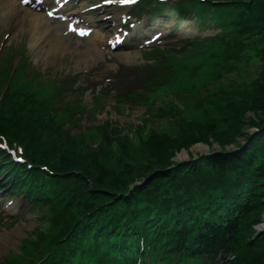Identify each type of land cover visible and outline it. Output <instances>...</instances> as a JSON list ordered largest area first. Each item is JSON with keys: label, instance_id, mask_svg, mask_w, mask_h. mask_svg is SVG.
<instances>
[{"label": "rangeland", "instance_id": "obj_1", "mask_svg": "<svg viewBox=\"0 0 264 264\" xmlns=\"http://www.w3.org/2000/svg\"><path fill=\"white\" fill-rule=\"evenodd\" d=\"M23 23H16L15 26L11 25L12 28V40L6 42L1 48L2 53L4 49L9 48L11 45H16V49L23 44L25 48L22 50L23 55H17L20 60L24 57L28 59L34 67L38 68L40 72L50 80L51 78H62L65 83H68L70 92L62 90L60 97L64 101L66 96H69L68 107L69 112H64V120L67 116L70 117L69 123H66L67 127L72 130V133L79 136L82 144L87 146L92 142V146L100 145L105 137L101 131H106L107 135L113 140L118 142L126 141L124 150L130 154L136 148L142 149L144 154L149 155L154 152L153 149L148 150L146 148L147 139L149 135L157 134L159 138H163L161 133H169L172 135L171 139H176L175 149H171L170 152H174V156L170 160L171 164L176 160L188 161L194 158H201L206 156L211 151L216 149L221 150L222 147L219 143L215 142L213 146H209L208 143L204 142L203 136L199 139L194 140L192 134H199L201 129L196 126L199 121H204V110L198 106V101L209 103L212 101L210 106L215 111L218 109L216 103H221L225 91H230L229 97L233 100H239L240 96L245 98H252V89L255 90V83L264 80V59L258 58L257 53L261 47L255 48V50L248 53V55H241L239 61L235 59H228L229 61L221 60L223 51L219 48H213L209 44H199V46L193 47V49L185 50L182 52H174L173 50L163 49V53L151 51L136 52L134 55L125 57L123 54L117 55L114 59L121 62L122 65L129 64L128 66H140L147 68L145 74H157L160 76V80L164 82L168 81L167 86L169 87L168 94L163 93L162 99L158 100L161 107L155 108V103L149 104H131L130 101H125L121 96V93L125 89H129V84L125 82L124 78H121V83L113 85H104L102 88L98 86V82L95 77H86L83 75L75 74L80 66H84L86 60L90 58H82L85 54H71L65 50L50 54L47 49L52 47V43L46 46L36 47L33 49L30 45V34L26 27L20 28ZM17 33V34H14ZM3 36V32L0 29V40ZM11 38V37H10ZM262 43H264V36L258 37ZM23 42V43H22ZM222 49V48H221ZM217 51L220 52L217 54ZM0 53V56H1ZM224 54V53H223ZM219 56L220 63L216 65H209L204 70H199L197 76L192 77V74H188L183 79L185 82L180 85V77L189 71V64L193 61L197 65L202 66L203 59L215 58ZM226 59V58H225ZM131 62V63H129ZM62 65V66H61ZM213 69H217L221 72L219 79H214L211 73ZM214 71V70H213ZM211 74V75H210ZM77 76V80L75 79ZM144 76L143 78H147ZM62 81V80H61ZM51 87V82L47 83ZM55 89L58 86L54 83ZM75 87L73 88V86ZM135 87V86H133ZM222 87V89H220ZM45 86L44 89H47ZM132 88V87H131ZM219 88V89H218ZM102 89V91L100 90ZM123 90L122 92H118ZM219 90V91H218ZM217 91L219 96H217ZM243 92H245L243 94ZM100 93H107L109 95L103 97ZM236 96L237 98H234ZM218 97V102L214 101ZM128 98V97H125ZM152 98H154L152 96ZM129 99V98H128ZM246 102V99H243ZM220 101V102H219ZM204 103V104H206ZM249 103H246V105ZM67 108V106H63ZM262 108L263 106H257ZM248 109V108H247ZM245 110V111H244ZM243 114V124L245 127L244 132L249 131L250 133L255 129L252 128L250 122L258 121V119L264 116V109L258 110H246ZM8 115L11 116L10 112ZM4 119V117H3ZM8 120L6 122H10ZM76 123V124H75ZM218 124L221 122L217 121ZM66 126H63V128ZM188 128H191V132H187ZM101 129V131H99ZM187 133L189 139H187ZM230 134V133H229ZM91 136V139L89 137ZM226 142V149H234L236 144L232 139L229 138ZM154 139V138H153ZM242 141L243 138H240ZM130 141L131 144H127ZM67 144V142H66ZM73 145V144H72ZM48 149V147L46 146ZM60 151L64 154L65 158H75L73 151L66 149V147H60ZM54 148H50L51 154H56L57 158L62 162L64 167V158L59 155V152ZM69 152V153H67ZM169 152V153H170ZM165 156V155H164ZM160 156L157 157V160ZM150 161V160H149ZM7 190V189H6ZM40 216L36 208L25 202L23 214L16 217L7 218L6 222L0 225V260L7 256L10 251L14 250L21 241L33 234L35 228L42 227ZM260 223L257 225V232L264 230V210L260 214ZM32 238V237H29Z\"/></svg>", "mask_w": 264, "mask_h": 264}, {"label": "trees", "instance_id": "obj_2", "mask_svg": "<svg viewBox=\"0 0 264 264\" xmlns=\"http://www.w3.org/2000/svg\"><path fill=\"white\" fill-rule=\"evenodd\" d=\"M251 45H253L252 42ZM257 47H261L259 55H257L258 58L264 59V45L256 46V48ZM241 51L242 50H240V52ZM238 56H236V58H238ZM253 92L254 96L252 95V98L246 99V102L242 98H239L238 101L233 100V98L230 99L229 94L225 92L222 94L225 96L221 103L219 104L215 102L216 107L218 108L216 111L210 107L212 106L210 105V102L202 105L205 119L203 122H201L202 120L198 122L196 126H199L201 131L199 134H192V138L196 140L199 139L200 136H203L204 138L202 140L208 143L209 146L212 147L213 144L217 142L222 146V151H227L229 149H226L225 141L230 135L229 138L233 140L237 147H240L239 151L244 154L238 155L239 152L236 151L235 153L221 154L218 158L227 161L238 160L240 164L251 163L250 167L253 170V176L251 177L252 179L256 178L260 182L261 180H264V116L261 114V118L258 119V121L250 122V125H252L251 127H260L262 129V131L255 136H250L248 131H243L245 127H243L244 124L242 121L245 111H242V109L253 111L264 109V91L260 90V86L258 85L255 87V90L251 92V94H253ZM10 98L11 97H8V100ZM5 99L7 98L5 97ZM216 99L217 102L220 100L218 97ZM8 100L3 102L4 112L8 109L7 106L12 107L11 109L14 112L18 111L15 110V105L19 103L24 109L29 110L32 108L31 111L35 109H44V106H40L41 102L38 100L35 101V99L30 100L27 97H21V99H13V104H10V100ZM246 103L249 104L246 105ZM260 105L263 107L258 108L257 106ZM21 113L25 115L27 112H23L21 110ZM16 116L17 115H14L11 112V116L8 115V117H6L8 119L5 117L4 119H1L0 124H5L4 127L7 126L10 133H14L17 136H22L23 134L24 138H27L26 141L28 146L40 149L43 141L41 137H37L40 136L39 132L37 128L33 126V112L28 114L26 127L17 123ZM8 120L11 121L6 122ZM21 121L25 122L26 120L25 118H21ZM217 121L221 122V124H218ZM56 130L57 129L52 130L50 135L51 137H56L57 133L54 134V132H57ZM187 132H191V128H188ZM168 134L169 133H161L160 135H163V138H159L160 136L157 134L149 135L146 141L148 145L146 148H148V150L153 149L154 152L149 155H146L143 152L142 159L137 158L134 154H132V156H127L124 152L125 146L121 142L113 140L108 135L105 136V140L100 145L94 148L90 147L88 150L84 149L87 151H84L81 155L80 153L83 151V148L79 152H73L75 153L73 156L78 157L77 159H67L64 157L63 160L65 168L81 170L91 180L92 184L89 183L84 186L83 189L86 190L85 195L74 198V202H71L66 211L57 209L53 210L54 212L51 213L54 218V227H58L63 232L60 237L64 238L65 241H70V239L75 240L77 237H81L87 228H91L92 224L83 225V222L79 223L80 220L84 218L91 219L90 216L96 209L99 211L98 208L108 205L113 201L116 203L118 201L128 202L134 200V198L138 196L141 191L147 188V184L152 181L167 178L173 180L174 182H179L180 184L181 179L179 174H182L185 170H187V164H181L174 169L168 168L167 170H162L171 164L170 160L175 153L170 152V150L177 149L174 145L176 142L175 137L174 139H171L169 138L170 134ZM63 135L64 134L61 133L59 136ZM170 137H172V135H170ZM186 138L189 139L188 133ZM240 138L248 141L247 146H242ZM50 141H52V139H48L46 142L48 143ZM60 143L61 146L64 145L62 137L60 139ZM112 145L117 146L118 150L124 155L123 159L122 156L115 158V154L108 153ZM110 152L112 151L110 150ZM107 155L112 161V166L110 168L105 167V161H110L108 158L105 159ZM158 156H160L159 160H157ZM126 158L127 160H125ZM137 161H141L142 163ZM171 161H173V159ZM158 168H160L161 171H157L156 169ZM191 170L189 173H184L183 180L186 182H188L189 178L194 177L197 174V167L194 166ZM180 171L182 173H179ZM200 171L202 174H206V171ZM146 177L148 178L146 179ZM135 178L143 180L141 186L133 185ZM111 179L116 180L117 184L110 183ZM131 185H133V191L130 190ZM99 196H101L100 199ZM261 203L262 206L255 213L253 220L259 219L261 212L264 210V201H261ZM74 222H76V224ZM70 223L74 224L69 228V230H67L66 227ZM257 238L261 241V245L264 246V232ZM250 242H254L255 244L254 239L250 240ZM64 253H66V251H63L62 254ZM251 264H264V249H261L259 253H256V255L252 258Z\"/></svg>", "mask_w": 264, "mask_h": 264}, {"label": "bare ground", "instance_id": "obj_3", "mask_svg": "<svg viewBox=\"0 0 264 264\" xmlns=\"http://www.w3.org/2000/svg\"><path fill=\"white\" fill-rule=\"evenodd\" d=\"M5 1V7L1 8L0 18L1 17H21L20 22H23V25L20 28H25V23L28 24V28L31 30L32 35V47L45 43L44 40L53 39L52 47L47 49L50 54L62 51L63 49H68V46H71V37L63 38L60 35V30L54 27H50L46 23L48 20L44 16L35 12L29 8L22 7L16 0H3ZM95 48L94 44L89 45L87 52ZM3 239V238H2ZM0 238V243L2 242Z\"/></svg>", "mask_w": 264, "mask_h": 264}, {"label": "snow or ice", "instance_id": "obj_4", "mask_svg": "<svg viewBox=\"0 0 264 264\" xmlns=\"http://www.w3.org/2000/svg\"><path fill=\"white\" fill-rule=\"evenodd\" d=\"M25 3H28V0H24ZM120 2H134V0H120Z\"/></svg>", "mask_w": 264, "mask_h": 264}]
</instances>
